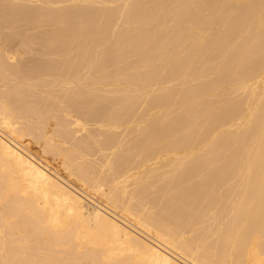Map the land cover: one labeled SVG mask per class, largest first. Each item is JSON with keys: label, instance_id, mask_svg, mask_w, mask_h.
I'll return each instance as SVG.
<instances>
[{"label": "bare ground", "instance_id": "6f19581e", "mask_svg": "<svg viewBox=\"0 0 264 264\" xmlns=\"http://www.w3.org/2000/svg\"><path fill=\"white\" fill-rule=\"evenodd\" d=\"M0 264H264V0H0Z\"/></svg>", "mask_w": 264, "mask_h": 264}]
</instances>
